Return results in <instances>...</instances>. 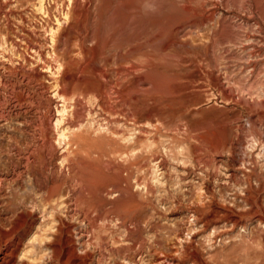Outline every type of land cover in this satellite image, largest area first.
<instances>
[{"label": "rangeland", "instance_id": "rangeland-1", "mask_svg": "<svg viewBox=\"0 0 264 264\" xmlns=\"http://www.w3.org/2000/svg\"><path fill=\"white\" fill-rule=\"evenodd\" d=\"M213 1L190 46L107 51L79 78L72 24L96 0L69 4L52 42L65 0H0V264H264V178H244L264 176V107L226 91L264 79V0ZM223 18L235 31L212 57L201 35ZM150 66L175 93L138 83Z\"/></svg>", "mask_w": 264, "mask_h": 264}, {"label": "bare ground", "instance_id": "bare-ground-1", "mask_svg": "<svg viewBox=\"0 0 264 264\" xmlns=\"http://www.w3.org/2000/svg\"><path fill=\"white\" fill-rule=\"evenodd\" d=\"M38 1H39L40 8H42L43 0H38ZM65 1H66V10H63L62 12H60V17L56 18L57 26L55 28H50V30H51V37H50L51 42L55 40L58 32L60 33V35H67V33L71 31V28L70 29L66 28V25L68 26V24L70 23V13L68 10V6L74 0H65ZM96 1L97 2L94 4L92 11L91 10L86 11V12L83 11L81 13L80 17L76 21L77 24L76 23L72 24L73 27L78 26V27L85 28L87 30L86 35H83V36L80 35L79 36L80 47L83 48V50L86 48V50L89 54L88 57H86L83 60V62H80V64L78 65L77 70L79 72V75H78L79 78H84L82 73H84V68L86 65H88L93 60H95L97 58V55L103 54L107 51H112L113 54H115L117 57H123L124 58L125 56L132 54V52L134 50H136L140 47H143L145 45L157 46V48H158V46L163 48L170 43L190 46V41L182 40L181 35H183V36L184 35L186 36V34L192 35L194 32H196V31H194V29H196V28L200 29L205 23H208L210 20H213L214 16H215L214 14H215L216 8L210 7V6L218 4V2L213 1V0H96ZM242 1L243 0H221V2L225 5H236L238 2H242ZM248 1L253 3L254 0H248ZM257 13H259V12H257ZM260 17L263 19V22H264V15H260ZM184 25H188L189 29L184 31L183 34H180L179 28H181ZM236 26H239V25H236ZM233 27H234L233 23H231V22L225 20V18H223L221 20L218 28H217V25L215 23H212L209 25V29L205 33H202V35H201L202 37L205 36L206 38L210 39L209 43L203 42V45L206 48H208V50H210L209 53L212 57L215 56L214 47L217 44V37L229 38L235 31L233 29ZM87 40L93 41L92 45L90 44L91 46L87 45L85 43ZM229 41H233V40L229 39ZM139 50H141V49H139ZM80 61H82V60H80ZM146 70H147V68H146ZM102 74H103V72H102ZM138 77H139L138 83L150 85L149 88L151 89L152 93H153V90H155V91H159L162 93H164V92L168 93V91H169L172 94L173 92L175 93V87H178V85H180V84L176 85L175 84L176 81L174 82L175 79H173L171 76H168L166 73H163L161 70H159L155 66H150L144 77H141V78H140V76H138ZM243 77H245V75ZM240 80H242V78L239 79L238 81H234V83H236V82L238 83L237 85H235V86L230 85L226 89V91L228 92V95L234 96V92H236V93L240 94L239 100L246 102L251 107H256V106L257 107H264V79L257 80V82L253 81L248 85L241 83ZM106 85H108V84H106ZM81 88H82V85H81ZM103 88H101V89L103 90ZM104 90H106V89H104ZM109 92H110V88H109ZM127 92H129V91H127ZM117 93H118V91H117ZM80 94L82 95V93H80ZM120 94H122V93H120ZM169 94H168V96H169ZM107 95H108V93H107ZM246 95H248V97H245ZM117 96H118V94H117ZM173 96L175 97V95H172V97L171 96L170 97L173 98ZM77 98H78V96H77ZM74 99L76 100V98H74ZM78 101H77V103H80V101L79 102ZM76 106L78 107V104ZM77 109H79V108H77ZM79 110H81V109H79ZM77 112L80 113L81 111L80 112L77 111ZM78 115H80V114H78ZM251 126L253 129H256V123L255 122H253L251 124ZM79 134H81V133H79ZM86 134H88V133H86ZM79 138H80V136H79ZM85 138H87V136H85ZM208 139H209V137H208ZM205 141H207V140H205ZM214 143L216 144V142H214ZM215 144H214V146H215ZM255 145L260 146L259 153H261V155L264 157V142L258 143L256 140H252L250 143V146L254 147ZM211 146H210V148H211ZM81 147H83V146H81ZM76 148H78V147H76ZM92 148H94V146ZM74 152H73V154H74ZM80 153H76V154L79 155ZM113 153H115V152H113ZM124 153H126V152L123 151V154ZM76 154H74V155H76ZM116 154H120V153H116ZM121 156H122V154H121ZM75 157H77V156H75ZM126 159H127V157H126ZM71 160H70V162H72ZM75 160H76V158H75ZM106 161H108V160H106ZM125 161H128V160H125ZM78 164H80V163L77 162V165ZM127 164H128V162H127ZM131 164L129 163V165H131ZM77 165H75V166H77ZM68 166L69 167H67V168H69V170H70L71 169L70 165H68ZM83 166L85 168L87 167V169H88V166H85V164ZM131 166H129V167H131ZM77 167H75V168H77ZM80 167H82V166H79L78 168H80ZM81 169H83V167ZM85 171H87V170L85 169ZM83 175H82V177H83ZM88 176L85 175V177H88ZM252 177L259 179V180H260V178L261 179L264 178L263 175H261L260 173L257 172L256 165L251 166L250 170L244 173L245 179L250 181ZM84 178L82 180H85ZM89 178H87V180ZM90 179H92V178H90ZM92 180H89L90 181L89 183H91ZM81 184H82V181H81ZM85 184H84V187L86 186ZM119 185H121V184H119ZM82 188H80V189H82ZM101 188H103V186ZM101 188L99 187V189H101ZM121 189L123 190V187H121L120 190ZM124 189H126V188H124ZM81 191H83V193H84V188ZM89 191L90 190H88V191L85 190L86 193ZM97 191H96V193H97ZM105 191H108V190H105ZM105 191H103V192H105ZM125 192H123V194ZM51 193H53V191ZM100 193H102V191ZM106 194H107V192H106ZM125 194H127V193H125ZM120 195H121V193H120ZM78 196H80V195H78ZM81 196H80V198L79 197L78 198L81 199ZM123 197H125V196H123ZM69 198H71V195ZM85 198L86 197H84V199ZM69 200L71 201V199H69ZM81 201H83V199ZM87 201H88V199H87ZM125 203H127V202L125 201ZM71 204H72V202H71ZM88 204L86 202V205H88ZM127 205H129V202ZM127 205H125V206H127ZM125 206H124V208L126 209Z\"/></svg>", "mask_w": 264, "mask_h": 264}]
</instances>
